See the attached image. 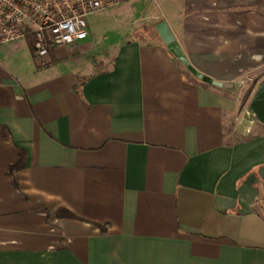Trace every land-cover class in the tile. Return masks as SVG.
Instances as JSON below:
<instances>
[{
	"label": "crops",
	"instance_id": "crops-1",
	"mask_svg": "<svg viewBox=\"0 0 264 264\" xmlns=\"http://www.w3.org/2000/svg\"><path fill=\"white\" fill-rule=\"evenodd\" d=\"M129 1L110 60L0 45V264H264V0Z\"/></svg>",
	"mask_w": 264,
	"mask_h": 264
},
{
	"label": "built area",
	"instance_id": "built-area-1",
	"mask_svg": "<svg viewBox=\"0 0 264 264\" xmlns=\"http://www.w3.org/2000/svg\"><path fill=\"white\" fill-rule=\"evenodd\" d=\"M124 0H0V45L24 38L33 54L45 58L50 49L87 38V16Z\"/></svg>",
	"mask_w": 264,
	"mask_h": 264
},
{
	"label": "rangeland",
	"instance_id": "rangeland-1",
	"mask_svg": "<svg viewBox=\"0 0 264 264\" xmlns=\"http://www.w3.org/2000/svg\"><path fill=\"white\" fill-rule=\"evenodd\" d=\"M131 2L132 1L124 0L114 7L87 16L92 34L91 36L93 37V41L97 43L95 48L87 54L89 60L106 61L112 58L114 54L113 50L107 49L103 47V45L112 44L113 42H117L120 38L125 37L128 34L127 32L131 31L133 23L140 17L141 9L132 5L133 2ZM153 32L154 31L150 30L151 39H156ZM135 34H137V32H134L132 36ZM24 41L25 40L21 39L14 42V44L24 45ZM248 86L244 87V89L248 88L249 90L251 87L253 88L251 84ZM244 115L246 118H251V114L246 108L244 109ZM260 204L264 205V200H262V198ZM257 209L259 210L258 207Z\"/></svg>",
	"mask_w": 264,
	"mask_h": 264
},
{
	"label": "water",
	"instance_id": "water-1",
	"mask_svg": "<svg viewBox=\"0 0 264 264\" xmlns=\"http://www.w3.org/2000/svg\"><path fill=\"white\" fill-rule=\"evenodd\" d=\"M167 48L175 58H177L184 65H187V60L176 41H172L167 44ZM208 81L210 83L220 85L216 82H212L211 80ZM247 109L258 123L264 125V79L258 83L256 89L254 90Z\"/></svg>",
	"mask_w": 264,
	"mask_h": 264
},
{
	"label": "trees",
	"instance_id": "trees-1",
	"mask_svg": "<svg viewBox=\"0 0 264 264\" xmlns=\"http://www.w3.org/2000/svg\"><path fill=\"white\" fill-rule=\"evenodd\" d=\"M29 44H30V48H31V51L33 52V41H32V39H31V41L29 42ZM21 154V153H20ZM21 156V155H20ZM23 164V162H21V158L19 159V161L16 163V164H14V165H12L11 167H10V172L11 171H13V170H15L16 168H19L21 165ZM262 209H264L263 207H262ZM65 215H67V216H71L69 213H67V212H65Z\"/></svg>",
	"mask_w": 264,
	"mask_h": 264
}]
</instances>
